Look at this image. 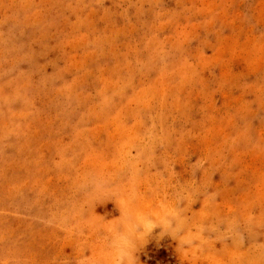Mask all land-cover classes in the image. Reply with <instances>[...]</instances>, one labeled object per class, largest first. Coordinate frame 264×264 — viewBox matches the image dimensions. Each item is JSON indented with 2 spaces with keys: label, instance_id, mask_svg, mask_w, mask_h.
Listing matches in <instances>:
<instances>
[{
  "label": "rangeland",
  "instance_id": "rangeland-1",
  "mask_svg": "<svg viewBox=\"0 0 264 264\" xmlns=\"http://www.w3.org/2000/svg\"><path fill=\"white\" fill-rule=\"evenodd\" d=\"M125 204L180 214L137 264H264V0H0V264H113Z\"/></svg>",
  "mask_w": 264,
  "mask_h": 264
},
{
  "label": "clouds",
  "instance_id": "clouds-1",
  "mask_svg": "<svg viewBox=\"0 0 264 264\" xmlns=\"http://www.w3.org/2000/svg\"><path fill=\"white\" fill-rule=\"evenodd\" d=\"M97 191H104L105 185L98 184ZM120 210V219L111 231L107 247L111 250L113 264H137L136 253L146 243L156 228L160 233L170 234L180 223L179 211L174 207L162 208L159 213L142 212L127 204Z\"/></svg>",
  "mask_w": 264,
  "mask_h": 264
}]
</instances>
